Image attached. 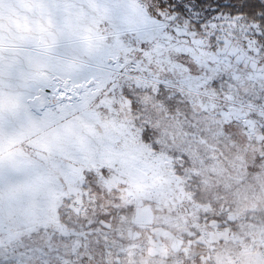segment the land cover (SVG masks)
<instances>
[{"label":"snow or ice","instance_id":"1","mask_svg":"<svg viewBox=\"0 0 264 264\" xmlns=\"http://www.w3.org/2000/svg\"><path fill=\"white\" fill-rule=\"evenodd\" d=\"M0 264H264V0H0Z\"/></svg>","mask_w":264,"mask_h":264}]
</instances>
